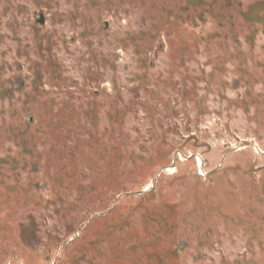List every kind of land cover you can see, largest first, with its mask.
I'll return each mask as SVG.
<instances>
[{"label":"rangeland","instance_id":"obj_1","mask_svg":"<svg viewBox=\"0 0 264 264\" xmlns=\"http://www.w3.org/2000/svg\"><path fill=\"white\" fill-rule=\"evenodd\" d=\"M0 264H264V0H0Z\"/></svg>","mask_w":264,"mask_h":264},{"label":"water","instance_id":"obj_2","mask_svg":"<svg viewBox=\"0 0 264 264\" xmlns=\"http://www.w3.org/2000/svg\"><path fill=\"white\" fill-rule=\"evenodd\" d=\"M39 23H40V24H43V23H44V21H43V18H42V17H40Z\"/></svg>","mask_w":264,"mask_h":264},{"label":"flooded vegetation","instance_id":"obj_3","mask_svg":"<svg viewBox=\"0 0 264 264\" xmlns=\"http://www.w3.org/2000/svg\"><path fill=\"white\" fill-rule=\"evenodd\" d=\"M190 158V157H189ZM198 163H199V161H198Z\"/></svg>","mask_w":264,"mask_h":264},{"label":"bare ground","instance_id":"obj_4","mask_svg":"<svg viewBox=\"0 0 264 264\" xmlns=\"http://www.w3.org/2000/svg\"><path fill=\"white\" fill-rule=\"evenodd\" d=\"M172 170V169H171Z\"/></svg>","mask_w":264,"mask_h":264}]
</instances>
